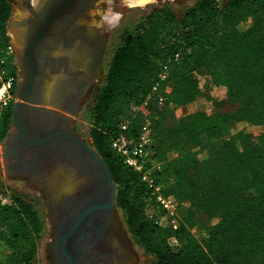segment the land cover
<instances>
[{"label":"trees","instance_id":"16d2710c","mask_svg":"<svg viewBox=\"0 0 264 264\" xmlns=\"http://www.w3.org/2000/svg\"><path fill=\"white\" fill-rule=\"evenodd\" d=\"M13 11L0 0V40L10 45ZM132 39L117 48L95 105L90 136L117 185V206L128 232L153 258L150 264H264V0H198L179 18L167 5L151 10ZM14 57L8 68L14 73ZM167 69L168 80L160 75ZM208 74L205 92L224 86L228 109L173 111L196 101L203 90L197 72ZM158 82L163 105L151 102L131 113ZM16 88V83H15ZM14 102L0 108V141L11 128ZM128 119L136 136L151 119L152 158L163 191L179 201V225H160L164 212L149 187L112 148ZM247 121L254 136L226 127ZM208 154L200 162L197 155ZM255 190L254 194L249 190ZM215 220L204 242L192 231L198 215ZM43 220L21 195L0 198V262L31 264Z\"/></svg>","mask_w":264,"mask_h":264},{"label":"water","instance_id":"95a60500","mask_svg":"<svg viewBox=\"0 0 264 264\" xmlns=\"http://www.w3.org/2000/svg\"><path fill=\"white\" fill-rule=\"evenodd\" d=\"M78 1L42 0L29 7L32 16L8 23V28L22 31L23 48L19 52L13 45L20 78L12 132L0 147V169L27 179L42 195L52 227L51 264H136L116 222L117 185L112 173L93 141L74 129L87 87L72 86L52 60L54 42L49 37L56 34V27H69ZM54 75L62 78L53 102L57 109L50 106Z\"/></svg>","mask_w":264,"mask_h":264},{"label":"rangeland","instance_id":"374dc122","mask_svg":"<svg viewBox=\"0 0 264 264\" xmlns=\"http://www.w3.org/2000/svg\"><path fill=\"white\" fill-rule=\"evenodd\" d=\"M9 1L12 3L13 7L12 15L9 21L18 18L22 19L23 17H25V15H29L27 7L24 5V3H20L21 0ZM197 1L198 0H187L185 2H180L179 0H152V2L146 5H135L133 0H106L104 8H101V4L94 6V8L99 9V11H97L96 15H90V18H85V20L87 21V23L95 26L97 24L102 25L101 27H97L102 29L106 36L105 48L107 50H104L103 60H101L99 63L100 68L98 70L100 71V73L98 75L96 73L94 75V79H92L91 83H89V87L85 92L78 113L74 117V129L77 134H79L87 141H93L90 136V128L93 122L91 117L92 109L95 105L102 86L105 84L111 60L119 46L124 45L128 41H130L134 34L141 32V30L136 31V29L139 24L145 19V15L153 9L159 8L163 5H167L171 7L176 15L180 18L184 14V12L189 7L193 6ZM9 21L6 25L7 34L11 36L10 39H12L13 44L18 50L19 45L12 35L17 32L18 29L16 27L8 28ZM12 65H14V74L17 77L19 76L20 78V68L17 58L16 61L14 59ZM196 76L198 77L200 87L203 90L202 94L196 101L175 109L172 112L175 117L182 114L192 113L197 110H205L210 113L220 108H229L226 102V88L213 86L210 87V92H205L208 74L205 71H202L197 72ZM97 79H99V81ZM51 108L53 107L51 106ZM261 129L262 128L256 124L242 121L234 124V126H231L230 128L226 127L225 137L238 140L237 135L239 131H245L246 133H250L256 136L261 132ZM11 132L12 124L9 130V134ZM7 137L0 141V147L4 145ZM207 157L208 154L206 152H200L197 155V160L202 162L207 159ZM249 193L254 194L255 190H249ZM13 194L21 195L29 202H31L43 220V229L37 240L38 244L36 255L31 264H51L50 243L52 227L48 218V208L44 202L42 195L27 179L9 175L2 168L0 169V197H2V199H8V197ZM115 218L117 225L124 233L126 242L134 252L136 264H150L153 258L144 250V247L141 246L137 242V240L128 232L125 222V213L121 210V208L117 206V201L115 207ZM214 224V219L210 218L207 215L201 214L197 216L196 221L192 227V231L197 235L201 242H204L208 237L210 228ZM0 264L8 263L5 261H1Z\"/></svg>","mask_w":264,"mask_h":264},{"label":"built area","instance_id":"2783aa9c","mask_svg":"<svg viewBox=\"0 0 264 264\" xmlns=\"http://www.w3.org/2000/svg\"><path fill=\"white\" fill-rule=\"evenodd\" d=\"M14 54L13 44L4 45L0 40V108H8L16 99L15 83L17 76L8 68V60ZM161 80H168V72L165 67L160 75ZM151 102L156 105H163L165 96L159 89V83L156 82L150 94L141 104L131 106V113L143 110ZM130 121L126 119L122 123V132L112 141V148L121 155L124 163L136 171L142 182H144L151 191V201L164 214L156 216V222L160 225H170L177 227L179 225V201L175 196L166 194L162 185L157 180L155 170L159 168L158 163L152 158L154 145V130L151 119L140 126L136 136L128 134L127 130ZM1 198V197H0Z\"/></svg>","mask_w":264,"mask_h":264},{"label":"flooded vegetation","instance_id":"af4514ba","mask_svg":"<svg viewBox=\"0 0 264 264\" xmlns=\"http://www.w3.org/2000/svg\"><path fill=\"white\" fill-rule=\"evenodd\" d=\"M105 1L106 0H79L76 15L71 22H69V27L66 30L56 27L54 29L56 34L49 37V39L54 42L52 60L60 71L66 73V75L61 74L60 76H63L65 79L69 78V80L72 81V86L80 83L88 88L89 83L94 79V76L91 77L93 70L96 69L95 74L97 73V75L100 73L98 70L100 68L99 63L103 60L104 50H107L105 48L106 36L103 30L99 28L102 25L97 24L95 26L89 24L85 18H88L90 15H96L99 9H95L94 6L101 4V8H104ZM20 3H24L28 9L27 11H29V15H25V17L32 16L29 7L34 6V0H21ZM11 43L13 44L12 39ZM79 48L81 49L82 55V57H79L80 62L76 59L77 57L73 56V54L75 55L78 52ZM13 57L16 61L17 55L15 51ZM94 63H98L96 68L93 66ZM52 73L54 74L53 71ZM18 80L19 76L17 77V81ZM97 80L99 81V79Z\"/></svg>","mask_w":264,"mask_h":264},{"label":"bare ground","instance_id":"6f19581e","mask_svg":"<svg viewBox=\"0 0 264 264\" xmlns=\"http://www.w3.org/2000/svg\"><path fill=\"white\" fill-rule=\"evenodd\" d=\"M133 2L135 3V5H146V4L150 3V2H152V0H133ZM37 3H39V4H37ZM41 3H42V0H34V5H36V6L41 5ZM17 29H18V28H17ZM15 30H16V29H15ZM12 33H14V32H12ZM12 35L14 36L15 40L17 41V43H18V45H19V47H18V51L20 52L21 49L23 48L21 30L18 29L17 32H15V33L12 34ZM82 52H83V51H82ZM76 56L78 57V60H79V62H80L79 57H82V55H81V49H80V48H79L78 52L76 53ZM85 60H86V59H85ZM79 64H80V63H79ZM79 64H77V65H79ZM84 66H85V65H84ZM86 66H88V65H86ZM82 67H83V66H82ZM86 69H87V67H86ZM50 79H51V78H50ZM58 79H59V82H58ZM52 80H53V81H52ZM61 81H62V78H61V79L58 78L57 75H54V76H53V79L50 80L49 94H50V101L52 102V103L50 104V106L53 107L52 109H57V105H55V103H53V102L57 101L58 94H59V90H57V89H58V87H59ZM56 91H57L58 93H57ZM89 142L91 143L92 141H89Z\"/></svg>","mask_w":264,"mask_h":264},{"label":"crops","instance_id":"0c3cea01","mask_svg":"<svg viewBox=\"0 0 264 264\" xmlns=\"http://www.w3.org/2000/svg\"><path fill=\"white\" fill-rule=\"evenodd\" d=\"M76 52V51H75ZM76 55V54H75ZM74 54H73V56L74 57H77V56H75ZM76 59H78V57L76 58ZM220 88H225L224 86H220ZM209 91H211V89H209Z\"/></svg>","mask_w":264,"mask_h":264}]
</instances>
